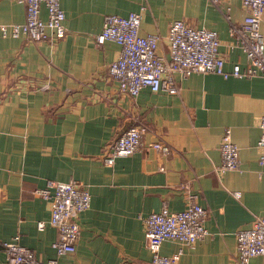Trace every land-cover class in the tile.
<instances>
[{
	"label": "crops",
	"instance_id": "crops-1",
	"mask_svg": "<svg viewBox=\"0 0 264 264\" xmlns=\"http://www.w3.org/2000/svg\"><path fill=\"white\" fill-rule=\"evenodd\" d=\"M218 2L60 0L63 39L35 43L0 30V241L19 236L38 259H57L50 203L33 192L47 180L76 181L88 188L91 205L79 217L75 252L57 264H152L141 218L163 205L182 211L191 200L207 209L208 235L192 247L164 241L160 254L180 250L177 264H238L236 231L250 227L256 216L264 218V165L258 164L257 148L264 78L177 74L178 94L144 88L133 98L121 94L107 74L120 47L94 40L106 15L126 17L142 8L140 35H158L159 54L168 57L169 24L182 20L217 33L226 71L244 68L225 14L241 22L245 11L240 0ZM40 15L47 17L43 7ZM24 20L23 3L0 0V25ZM260 31L264 39V15ZM135 122L146 127L145 149L106 166L104 150ZM225 128L239 150L237 171L218 170ZM154 142L170 152L151 149ZM0 264H7L2 251ZM248 264H264V255Z\"/></svg>",
	"mask_w": 264,
	"mask_h": 264
},
{
	"label": "built area",
	"instance_id": "built-area-1",
	"mask_svg": "<svg viewBox=\"0 0 264 264\" xmlns=\"http://www.w3.org/2000/svg\"><path fill=\"white\" fill-rule=\"evenodd\" d=\"M245 16L241 22H233L228 14L229 33L233 44L245 56L246 65L224 69L225 59L220 53V41L215 31L195 28L182 20L172 21L168 27V57L159 54V37L156 34L140 35L142 8L126 17L106 15L102 31L94 36L98 46L106 41L116 43L120 52L116 60L107 66L108 76L118 84L119 92L135 98L142 89L153 93L169 95L179 93L176 75L187 78L192 74H215L224 79L233 77L248 79L264 78V39L260 25L264 15V0H240ZM25 7V20L22 24L0 25L3 36L24 37L28 42H56L66 35L65 15L60 0H19ZM216 6L218 0H211ZM47 17L41 18V8ZM260 137L257 142L259 166L264 165V116L259 120ZM146 127L135 122L120 134L104 150L103 162L113 166L116 159L127 157L145 149L142 135ZM151 149L167 155L169 146L154 142ZM220 172L240 169L239 150L232 141L230 128H225L220 140ZM37 197L50 203V225L56 229L57 237L51 247L57 259L75 252L81 228L80 215L89 209L91 196L88 188L76 181L59 182L47 180L43 188L33 192ZM239 196V194H235ZM207 209L194 200L178 212H172L163 205L159 212L143 218L144 246L152 253V264H177L181 251L171 256L160 254L164 241H176L192 247L208 235L204 223ZM42 229L44 224H38ZM236 261L248 264L250 259L264 255V218L256 216L251 226L235 233ZM0 251L7 264H57V259L44 262L20 243L19 236L10 241H0Z\"/></svg>",
	"mask_w": 264,
	"mask_h": 264
}]
</instances>
